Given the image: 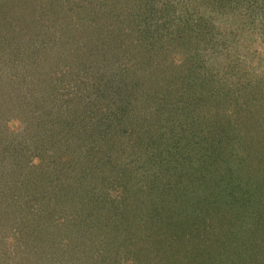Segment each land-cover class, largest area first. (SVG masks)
Instances as JSON below:
<instances>
[{
  "label": "trees",
  "instance_id": "trees-1",
  "mask_svg": "<svg viewBox=\"0 0 264 264\" xmlns=\"http://www.w3.org/2000/svg\"><path fill=\"white\" fill-rule=\"evenodd\" d=\"M7 188L16 264H264V0H0Z\"/></svg>",
  "mask_w": 264,
  "mask_h": 264
},
{
  "label": "rangeland",
  "instance_id": "rangeland-1",
  "mask_svg": "<svg viewBox=\"0 0 264 264\" xmlns=\"http://www.w3.org/2000/svg\"><path fill=\"white\" fill-rule=\"evenodd\" d=\"M6 69H7V66L5 67ZM4 68V70L6 71V69ZM253 82H255V80H253ZM237 117V116H236ZM216 119H217V122H216V125L217 124H219V117H217V114H216ZM59 121L60 122H62V121H64L62 118H60L59 119ZM7 127H9V129L12 131L14 128H16V122L15 121H11V122H9L8 123V125H7ZM2 185H4V183H2ZM12 188V187H11ZM11 188L9 189V188H7L6 190H5V193L7 192V194H4V195H2L1 197H0V217H2L3 219H15V217H20V215L18 214L19 212H17V211H19V210H16V208H17V205H15L13 202H12V200H13V193H14V190H11ZM17 215V216H16ZM13 217V218H12ZM13 219V220H14ZM1 220V219H0ZM4 221L3 220H1V223H3ZM5 223V222H4ZM11 227H14L13 226V224H11ZM8 233H11L10 232V228H8ZM4 235V234H3ZM5 236V235H4ZM3 236V237H4ZM3 237L0 239V240H2L3 239ZM7 237V236H6ZM10 240H9V244H10V242H11V238H9ZM174 249V248H173ZM171 250V249H170ZM1 251V250H0ZM184 253V252H183ZM173 254V253H172ZM168 256V258H170L171 257V254H169L168 252H164V257H167ZM11 257H13L12 256V254H10L8 257L7 256H5L3 253H2V251L0 252V264H16V259H15V257H14V259L15 260H13V258H11ZM36 257H37V255H36ZM38 258V257H37ZM176 258H179L178 256H176V254H175V256H174V259H176ZM52 259L54 260L53 262H55V260H57L58 259V257H52ZM60 259H62V258H60ZM39 260H41V259H39ZM10 262H12V263H10ZM50 263H52V261L50 262ZM70 264V263H69ZM183 264V263H182Z\"/></svg>",
  "mask_w": 264,
  "mask_h": 264
}]
</instances>
